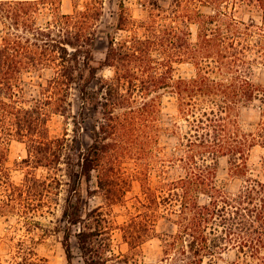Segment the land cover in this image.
<instances>
[{
    "label": "trees",
    "instance_id": "1",
    "mask_svg": "<svg viewBox=\"0 0 264 264\" xmlns=\"http://www.w3.org/2000/svg\"><path fill=\"white\" fill-rule=\"evenodd\" d=\"M62 2L0 0V216L24 202L14 193L20 186L8 180L16 139L28 152L23 186L36 185L42 206L62 205L66 264L75 258L73 236L84 264H140L137 256L156 236L162 211L175 215L176 229L159 236L158 264H214L230 250L238 264H264V158L258 176L248 165L251 150L264 148V85L254 80L264 63V0H173L169 7L154 0L144 21L121 1L102 60L94 54L102 1L72 0L71 12ZM118 31L128 34L118 37ZM182 62L193 64V76L175 77V63ZM106 67L112 76L99 77L92 88ZM47 69L53 75L40 96L25 101L23 76ZM74 89L79 117L72 111ZM166 93L177 101L172 128L161 123ZM86 109L97 114L88 147L68 130L51 135L54 115L74 119L76 132ZM248 110L258 114L252 129L242 121ZM164 131L177 138L169 155L160 144ZM222 158L242 180L234 192L217 184ZM38 169L46 172L41 178ZM170 169L178 172L174 178L167 177ZM154 171L160 179L153 188ZM135 181L137 212L117 226L129 253L117 255L104 205L85 208V198L99 194L107 206L123 203ZM18 264L39 262L27 256Z\"/></svg>",
    "mask_w": 264,
    "mask_h": 264
},
{
    "label": "rangeland",
    "instance_id": "2",
    "mask_svg": "<svg viewBox=\"0 0 264 264\" xmlns=\"http://www.w3.org/2000/svg\"><path fill=\"white\" fill-rule=\"evenodd\" d=\"M103 3V14L98 26L97 40L94 46V54L97 60L105 58L108 48V34L115 31V24L118 18L119 4L124 2L129 14L136 20L144 21L149 16L150 2L154 0H101ZM85 0H81V6ZM164 7H169L173 0H157ZM73 9L72 0H63L62 10L71 12ZM193 38H195L196 27H192ZM143 30H140V34ZM125 31H118L116 36L127 35ZM113 72L106 67L98 72L97 79L91 87L97 86L99 77H110ZM175 77L189 78L195 74V68L190 62L175 63ZM53 75L52 70L30 72L23 76V91L21 97L25 101H32L41 94V84ZM254 80L264 85V63L255 67ZM72 111L79 117L81 110V100L77 89L73 90L71 97ZM96 112L93 109L84 110L85 120L82 121L78 131L74 132V119H67L62 115H54L49 123L50 132L53 136H61L68 130L72 136L78 137V144L88 147L92 141V131L94 129ZM258 114L255 110L244 111L242 121L246 128L252 129L251 123L256 121ZM178 120V109L176 97L171 93H166L162 101L161 123L166 128H172L173 123ZM177 142V138L164 131L160 136V144L163 146L166 155L171 154L172 148ZM7 167L9 169L8 180L16 186H20L14 193L21 195L24 201L15 212L7 208V217L0 216V264H18L25 262L27 256H33L39 264H66L65 252L62 244L64 221L62 219V205L51 204L42 206L39 201L38 188L28 189L23 186L29 168L23 160L27 158L28 152L26 144L19 140H12L9 145ZM264 158V148L255 146L249 155L248 165L254 176L262 172V162ZM127 167L132 169L134 166L130 162ZM46 172L38 169L35 172L37 178H41ZM178 172L170 169L167 173L168 178H174ZM32 177V175H30ZM160 176L154 171L150 178V184L154 188L158 185ZM34 183V180L31 181ZM95 183V178L93 180ZM242 183L240 178L234 177L230 173V165L225 158L220 159L217 171V184L227 191H236ZM30 190V191H29ZM141 194L140 183L135 181L132 188L127 192V200L113 206H107L101 195L87 196L85 208L103 206V211L113 224L112 249L117 255L129 253V246L123 239V234L117 226L127 221L132 214L137 212V201L135 195ZM25 199V200H24ZM175 215L170 211H162V215L155 221L156 236L146 241L141 247V253L137 256L140 264H158L163 255L162 242L160 235L171 234L176 226L173 222ZM74 231H78L79 226H75ZM75 258L73 264H84L81 257L78 242L75 236L71 239ZM113 264V263H109ZM131 264V263H130ZM214 264H238V259L233 250L223 254L216 259Z\"/></svg>",
    "mask_w": 264,
    "mask_h": 264
}]
</instances>
